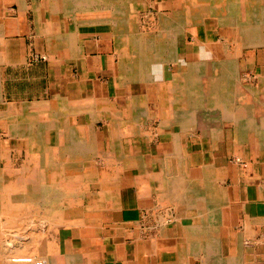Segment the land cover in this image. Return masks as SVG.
<instances>
[{
  "label": "crops",
  "instance_id": "obj_1",
  "mask_svg": "<svg viewBox=\"0 0 264 264\" xmlns=\"http://www.w3.org/2000/svg\"><path fill=\"white\" fill-rule=\"evenodd\" d=\"M39 1L0 0V153L22 170L47 160L37 184L64 220L50 227L70 234L65 264H264V40L188 36L187 62L203 45L214 55L201 40L226 61L221 104L203 117L176 64L142 85L121 67L113 24Z\"/></svg>",
  "mask_w": 264,
  "mask_h": 264
},
{
  "label": "bare ground",
  "instance_id": "obj_2",
  "mask_svg": "<svg viewBox=\"0 0 264 264\" xmlns=\"http://www.w3.org/2000/svg\"><path fill=\"white\" fill-rule=\"evenodd\" d=\"M241 1L244 2V6L248 4V6L252 5L253 8L257 7L260 10L262 9V5L264 3V0H173L174 15L168 16L164 13L165 10H167V6L164 5V2H162V6H160L159 4L153 2L148 3V0H146L145 4H143V16L148 23H150V21L155 22L152 30H149L147 32L143 31L142 28L144 24L141 25L140 17L138 16L139 13L136 12L138 2L137 0H48V5L57 8L58 6L62 7L63 5L70 6L71 3L77 2L82 5V10H110L112 13L111 18L104 21V23H111L114 26V30L116 33L117 53L121 59V67L123 68V70H125L126 76L130 77V79L138 77L140 84L144 85L149 79V76L146 72L151 70L155 65L176 64L179 67L180 71V81L182 83L184 82V85L180 84V86H182L180 90L181 95L186 99L187 102H189V100L191 99L193 104L198 107V111L195 112L199 113V116L205 117L204 115L209 114L208 111L212 109L211 104L213 102L211 101V99H218L220 97V99L222 100L223 94L220 93L219 96L216 95L217 93L215 92V86L218 87L226 84V76L220 75L225 73V71H223V67L218 70L220 65L217 66L214 63L213 59H197V61L195 62L186 61L185 54L187 50V27L199 26L200 30H202L204 28L201 26L206 22L205 18L218 19L223 25L224 23L229 24L231 18L235 17L239 19V22H243L244 24L243 28H239V32H241L242 34L238 33V35H248L249 31H246V29H244L248 21L246 20L244 13L241 14V12L236 9L239 6L235 3H241ZM35 4L38 5V2H35ZM214 4H219L220 7L217 8L218 6H215ZM149 8L153 9L154 13H149V11H147ZM45 13L39 15L40 21L42 22L46 21L45 18L50 17L49 13ZM262 14V12H259V15ZM246 16L252 17V14H248ZM263 30V27L257 29L254 37L258 39L264 38ZM202 32L204 33L205 29L202 30ZM206 38H208L207 33ZM198 40L200 41L201 39L196 38L195 42ZM201 41L204 44H209L208 40ZM216 80H219L220 83L217 84ZM148 112H150V110ZM119 113L121 112L119 111ZM202 113L204 115H202ZM32 124L33 125L28 126V129L25 130L29 131L31 129H34L36 127L35 123L32 122ZM39 124L41 131L44 133V125L42 123ZM9 155L10 153L8 151L0 153V160L6 163V167L0 170V264H65L67 262V257L62 256L61 254H58L57 257L55 256V251L58 248L57 246L60 245L59 238H61L58 233H61V231L63 230L62 228L64 227L61 226L62 228H60V231V229H56L54 227L48 228V226L46 225L47 228H41L40 230L36 231V233L34 230L33 232L31 231V238L27 240L24 239L25 237L23 233V236L20 233L21 229L23 230L24 227L22 228L20 225H18L17 227L16 224L17 218L26 216H29L32 221H36L37 219H39V221L41 222V220H43L44 222H47V224H50V226L51 224H59V222H57V219H53V215L48 211L47 208L49 198L48 195L53 191L51 184H48L44 181L41 183L42 185H44L43 188L40 189L38 187H35L36 185H39L37 184V182L40 183V180L35 179V177L38 174L42 175L41 172L45 173L44 170H46V164L48 163L46 162L47 160L42 159V164L38 169L39 171L31 168V164L24 166L23 170L18 171L10 165L11 163H9ZM14 178L16 180H13ZM45 185H48L49 188ZM62 186L63 185H61V187ZM65 186L70 193L71 191H73L71 184ZM39 193H46V196H48L46 197L42 195L43 202L45 203L42 204L40 208H43L44 212L40 213V215L36 213H25L26 215H23L24 212L20 213V210L23 209L24 205L26 204L25 202V204L22 203V200L25 197H31L32 200L35 197L36 199ZM32 202L33 201L28 202L29 205L27 206L34 207L38 204L35 203L34 205L32 204ZM32 209L33 208H31L30 210ZM61 219L59 220L61 221L59 225H64V220ZM30 224H32V222ZM19 228H21L20 232L17 231V229ZM24 231L25 230H23V232ZM32 233L35 234L33 235ZM8 236L14 237L10 245L5 241ZM52 236L54 238H52ZM199 251L202 252L203 249H201L200 247ZM219 251L220 250H218V254L220 256ZM207 253L208 252H206V254ZM53 255L55 256V259H53ZM218 264L223 263L219 262ZM225 264L237 263H235L234 261H226Z\"/></svg>",
  "mask_w": 264,
  "mask_h": 264
},
{
  "label": "rangeland",
  "instance_id": "obj_3",
  "mask_svg": "<svg viewBox=\"0 0 264 264\" xmlns=\"http://www.w3.org/2000/svg\"><path fill=\"white\" fill-rule=\"evenodd\" d=\"M20 2H24V0H19ZM30 1V0H29ZM43 1V3H48V0H42ZM138 2H137V7H136V12L137 13H139V17H140V22H141V25H143V31L144 32H147V31H149V30H152V28H153V26L155 25V22L154 21H150V23H148L147 22V20L145 19V17L143 16V13H144V9H143V4H145V2H146V0H137ZM154 0H148V3H152ZM157 1H159V0H157ZM34 2H38V4L40 3V1L39 0H34ZM160 2V1H159ZM164 2V5H166L167 6V10H165V14L166 15H168V16H173L174 15V6H173V0H165V1H163ZM169 2V3H168ZM225 3V2H224ZM224 3H222V4H224ZM140 4H142V5H140ZM236 5L238 4V6L239 7H237L236 9H238L240 12H241V14H243L244 13V16H245V18H246V20L248 21V23L245 25V28L244 29H246V31H249V33H248V36H254L255 35V33H256V31H257V29H260V28H262L263 27V29H264V3H263V5H262V9L260 10V9H258L257 7L256 8H253V6L251 5V6H248V4H246L245 6H244V2L243 1H241V3L240 2H237V3H235ZM160 6H162V3L161 4H159ZM215 6L217 5V4H214ZM39 6V5H38ZM207 6H208V4H207ZM218 7L217 8H219L220 6H219V4L217 5ZM241 6V7H240ZM134 10H135V8H134ZM92 11V10H91ZM93 11H97L96 12V16H99V17H102V18H104L105 20H109L110 18H111V11L110 10H93ZM147 11H149V13H154V10L153 9H148ZM262 12L263 14L262 15H259V12ZM59 12H60V10H59ZM140 13H142V14H140ZM255 13H256V15H255ZM250 15V14H252V17H249V16H246V15ZM142 15V16H141ZM47 16V15H46ZM244 20V19H243ZM258 20V21H257ZM262 20V21H261ZM145 21V22H144ZM205 23L201 26V27H203L204 29H205V32L209 35V32L210 31H212V30H217V31H219V33L220 34H223L224 33V31H226V30H230L231 31V33H230V35H234L235 33H236V35L239 37H243V35H238V33H241V32H239V28H243V26H244V24H243V22L241 23V22H239V19H237V18H235V17H233V18H231V20H230V23L229 24H226V23H224L223 25L220 23V21L218 20V19H213V18H205ZM147 22V23H146ZM262 22V23H261ZM157 23V22H156ZM230 27V28H229ZM147 28V29H146ZM198 29H200L199 28V26H191V27H187V31H186V44H187V47H189V42H188V36L191 34H196L197 32H198ZM237 29H238V31H237ZM197 31V32H196ZM208 31V32H207ZM251 31V32H250ZM263 32H264V30H263ZM242 34V33H241ZM249 34H251V35H249ZM263 36H264V34H263ZM197 37H194V42H195V39H196ZM209 38V37H208ZM262 40H264V38H262ZM193 43V42H192ZM208 47H209V49L213 52V54L214 55H212L210 52H208L207 51V48H206V46L205 45H203V47H201V49H199V52H198V59L199 60H206V59H213V61H214V63L217 65V66H219V69L218 70H220V68H222L223 69V71H226V68H225V66H224V64H225V62L226 61H221V59L219 60V58H220V56L222 55V54H219V52H221L219 49H221V48H219L218 46H211V45H209L208 44ZM204 48V49H203ZM188 49V48H187ZM219 54V55H218ZM222 57V56H221ZM218 58V59H217ZM217 59V60H216ZM219 61V62H218ZM221 69V70H222ZM217 70V69H216ZM220 75H222V76H226V73L224 74H220ZM218 77H221V76H218ZM220 80V79H219ZM219 80H216V83L217 84H219L220 82H219ZM226 85V84H225ZM224 86V85H223ZM215 92L217 93L216 95H220V93H222L223 92V89H222V86H218V87H216L215 86ZM217 101V102H221V99H220V97L217 99V98H215V99H211V101L213 102V101ZM213 104V103H212ZM211 104V105H212ZM217 105V104H216ZM218 106H219V109L220 108H222L219 104H218ZM223 106V105H222ZM212 107V106H211ZM215 112H217V110L215 111ZM208 113L210 114L211 113V109L208 111ZM208 116V115H207ZM10 156V162L9 163H11L10 165L11 166H13L15 169H17L18 171L19 170H22V169H18V167H17V160H16V158H15V156H14V154L12 153V154H10L9 155ZM15 159V160H14ZM8 163V164H9ZM2 165V166H1ZM4 167H6V163L5 162H2L1 160H0V170H2V168L4 169ZM41 173H43V172H41ZM35 179H38V177L37 178H35ZM13 180H16L15 178L13 179ZM46 187H48V185H45ZM35 187H38V185H36ZM44 187V185H42V184H40V186L38 187V188H43ZM49 188V187H48ZM52 190V189H51ZM74 191V190H73ZM41 196V197H39V196ZM37 195V197H36V199H35V197L33 198V200H32V198L31 197H25L22 201V203H24L25 205H24V208L23 209H21L20 211V213H23V215L26 213V214H30V213H36V210H37V208L36 207H38L39 208V210L38 211H41L40 209H42L43 210V208H40V206L38 205L39 203L38 202H41L42 201V203L44 204L45 202H43V196L42 195H44V196H46V193H43V194H38ZM49 197H51V193H49V195H48ZM48 196H46V197H48ZM30 198H31V200H30ZM28 200V201H27ZM33 201L32 202V204H34L35 205V203L38 205H35L34 207H31V206H27V205H29V203L28 202H30V201ZM40 200V201H39ZM27 206V207H26ZM26 208V209H25ZM31 208H33L32 210H30ZM29 209V210H28ZM24 210V211H23ZM25 211H27V212H25ZM25 214V215H26ZM22 219H24V220H22ZM31 218L28 216H26V217H21V218H17V227H18V225H20L22 228H23V230H25L24 232H23V230L21 229V228H19V229H17V231H19L20 232V229H21V235H22V233H23V235H24V239H30L31 238V234H30V232L32 231L33 232V230L35 231V229L38 227V225H40V228H47L46 227V225L48 226V228L50 227V224H47V222H44L43 220H41V222L37 219L36 221H32V219L30 220ZM41 219V218H40ZM21 220V221H20ZM25 220H26V222H25ZM32 222V224H30L31 222ZM25 222V223H24ZM20 223V224H19ZM23 223V224H22ZM28 223V224H27ZM51 226H52V224H51ZM15 231V230H14ZM27 232H28V234H27ZM35 233H36V231H35ZM35 233H32L33 235L35 234ZM13 234H14V232H13ZM59 234V236L61 237V238H59V244L60 245H58L57 247V249H56V251H55V256L57 257L58 256V254L60 255H62V256H65V257H67L65 254H64V250L62 251V246H64V240H67L68 238H69V236H70V234L69 233H64V232H61V233H58ZM22 235V236H23ZM52 238H54L53 236H52ZM8 239V240H7ZM14 239V237H7L6 239H5V241L7 242V243H9V245H10V243L12 242V240ZM11 240V241H10ZM55 256L53 255L52 257H53V259H55Z\"/></svg>",
  "mask_w": 264,
  "mask_h": 264
},
{
  "label": "built area",
  "instance_id": "obj_4",
  "mask_svg": "<svg viewBox=\"0 0 264 264\" xmlns=\"http://www.w3.org/2000/svg\"><path fill=\"white\" fill-rule=\"evenodd\" d=\"M46 60H47L46 56H43V55L38 54V53H33L32 56H31V61L33 63H37L39 61H46Z\"/></svg>",
  "mask_w": 264,
  "mask_h": 264
}]
</instances>
